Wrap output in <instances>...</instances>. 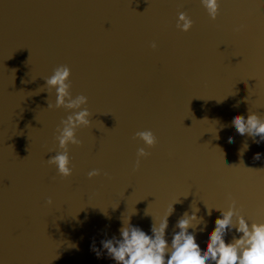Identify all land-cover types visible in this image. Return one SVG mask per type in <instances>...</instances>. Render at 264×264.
I'll list each match as a JSON object with an SVG mask.
<instances>
[{"label": "water", "instance_id": "obj_1", "mask_svg": "<svg viewBox=\"0 0 264 264\" xmlns=\"http://www.w3.org/2000/svg\"><path fill=\"white\" fill-rule=\"evenodd\" d=\"M61 65L92 113L67 178L48 163L73 111L48 107L46 78ZM249 111L264 117V0H221L215 20L201 0H0V264H116L101 241L119 237L122 218L151 234L177 199L169 241L192 204L202 247L220 215L204 205L235 200L264 221V141L231 123ZM140 147L149 156L137 167Z\"/></svg>", "mask_w": 264, "mask_h": 264}, {"label": "clouds", "instance_id": "obj_2", "mask_svg": "<svg viewBox=\"0 0 264 264\" xmlns=\"http://www.w3.org/2000/svg\"><path fill=\"white\" fill-rule=\"evenodd\" d=\"M211 19L215 20L220 11L221 0H201ZM194 21L186 13L180 12L177 27L184 32L193 28ZM153 48L157 44L153 42ZM71 68L67 65L57 67L50 77L46 78V85L49 89H55V104L48 102L49 108H66L73 110L65 120L62 127L58 128L56 139L59 147L63 151L57 152L48 163L56 166L59 174L63 177H70L73 174L72 159L69 153V145H80L82 141L77 137V130L81 127L91 125L92 113L84 107L88 103V97L81 94L76 97L71 92ZM248 97H245L247 100ZM239 104V101L237 102ZM232 125L238 133H247L253 137L255 143L264 141V117L255 111H249L247 117L243 114H233ZM222 130V129H221ZM136 136L147 148L154 147L158 140L152 130H143L136 133ZM259 136L260 140L255 137ZM229 141L233 140L231 134ZM249 147L247 143L240 150ZM149 156L146 147L137 150V167L142 158ZM261 153L254 154V159L259 160ZM100 174L99 169H93L88 173L90 178ZM187 196V195H186ZM177 199L168 208L167 214L157 223L151 226V234L141 227L131 223V216L127 220L122 218V225L119 229V237L113 236L110 239L101 241L103 250L116 262V264H264V221H249L236 206L233 200L226 209L216 207H206L204 205V215H210L211 211H218L214 220V227L207 233L206 246L196 239L197 234H203L206 222L197 217L198 209L194 204L190 205V210L185 211L176 221V228L172 233L171 241L167 238L169 226L168 217L174 212V204L179 203ZM51 198L48 204L51 205ZM107 215V213H105ZM199 225L200 227H197ZM229 232H233L230 240H226ZM92 250L99 258L104 253L95 245Z\"/></svg>", "mask_w": 264, "mask_h": 264}]
</instances>
